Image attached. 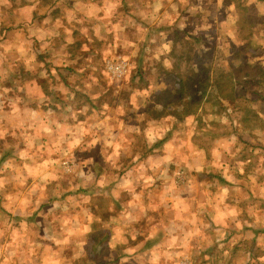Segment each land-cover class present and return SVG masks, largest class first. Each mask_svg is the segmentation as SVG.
<instances>
[{
	"label": "rangeland",
	"instance_id": "1",
	"mask_svg": "<svg viewBox=\"0 0 264 264\" xmlns=\"http://www.w3.org/2000/svg\"><path fill=\"white\" fill-rule=\"evenodd\" d=\"M53 1L55 2L51 6L52 15L49 14L51 28L55 31L54 34L51 33L54 37L53 43L50 42V46L45 45L46 47L40 44L38 49L35 44L39 42L33 41L32 38L37 33L34 27L41 24L40 30H43L46 23L44 20L33 21L32 11H29L25 22L26 25L30 22L31 24L26 28L27 34L21 44V51L24 52L22 54L19 51L22 54L21 59L17 61L18 50L15 48L2 52L5 57L0 59V64L4 62L6 67L18 70L19 74L9 78L0 65V126L7 129L4 140H0V153L5 158L0 165L19 164L20 161L15 158L18 151L15 145L19 144V148H25V135L35 136L36 133L33 131L35 127L59 119V110L52 107L49 100L45 99L57 95L56 76L54 80H47L45 84L39 86V92L43 91L44 97L38 96V100L33 97L32 92L24 93L22 88L26 86L25 88L28 89V86L21 84L20 79L24 78L31 85L32 74L45 75L46 65H51L53 69L54 61L57 64L63 62L58 55L67 52L71 61L76 65L85 66L88 72L95 67L97 72L103 69L110 74L111 78L105 77L110 86L106 89V98L114 111L109 113L111 119L106 125L96 129L100 143L94 149L76 151L73 159L62 161L64 171L59 182L60 190L73 184H81L83 187L79 191L83 192L85 187L94 183L97 173L96 162L100 160L104 151H111L106 141L121 143V154L117 159L126 166L121 167L117 174L113 196L118 200L114 203L110 197L103 195L98 198L100 210H93L89 232L81 231L84 223L88 222L89 205H82L78 209V219L71 220L75 205L65 201L63 195L56 197L46 194L41 198L33 194L30 203L24 209L25 222L32 240L41 249L50 247L51 260L59 261L60 264H122V245L117 244L115 249L110 246V241L115 236L114 230L124 225L135 229V241L129 238V229L126 228L123 233L124 238L128 240V246H135L143 240L144 237L140 233L144 228L155 223L159 226L157 235L154 241L144 247H151L152 243L159 244L160 247L154 249V255L150 253L149 256L142 255L143 249H141L137 254L128 257L127 264H152L154 256L158 257L155 259V264H222L221 255L214 254L213 249H209L206 253L212 257L209 260L195 255L191 258L181 257L179 260L174 256L161 255L166 249L170 253L180 250L175 246L168 248V244L173 236L178 238V244L179 238L184 237L185 234H173V236L164 234L161 231L160 213L164 219L167 213L168 216L175 218L176 209L183 211V204L180 202L184 200L177 199L176 196L183 194L186 202L190 201L193 195L192 186L200 183L206 172L191 171L188 174L182 162L183 165H176L180 161V155L186 154L182 145L187 139L191 125L184 122L183 117L181 119L176 117L179 123L167 120L165 117L149 121L146 118L150 111H145L142 106L148 101L153 90L176 88L177 81L174 75L177 73V66L181 68L180 73H185L188 63H191V66L199 64L209 72L210 81L213 83L208 84L209 87L207 85L209 95H205L200 104L202 108H198L195 112L199 113L197 128L204 126L201 117L224 116L233 131H236L237 127L247 130L248 137L241 135L238 139L248 147H261L258 143L249 144L248 139H256L252 136V129L259 128L264 132V119L258 115L264 113V74L258 72V70L264 72L263 2L258 0H107L105 4L104 0ZM93 5L110 7V20L101 21L87 16L86 13ZM157 7H159L158 12ZM67 10L75 13L70 22ZM96 15L103 16L104 12H98ZM61 26L64 28L63 35H61ZM74 30H78L76 31L78 38L81 43L87 44L88 51L81 53L80 48L68 43L74 41L72 38ZM45 33V30L41 33L42 40L43 36L48 35H44ZM64 41L67 42L65 46ZM7 46L8 43H5L0 49H6ZM43 51L44 54L40 53ZM54 55L57 58H53ZM138 70H140L139 74H137ZM62 71L64 70L60 67L56 73L60 76V80L67 83L65 76L61 75ZM228 79H231L236 90L240 91L238 99L232 102V99L224 97L228 90L220 94L216 93V98L220 99L218 101L223 106L217 112L216 108H211L210 103L205 99H209L208 97L214 94L212 90L210 91L215 85L214 80L216 82L219 80L223 84ZM238 81L244 83L239 85ZM13 105L19 109L18 113L13 114ZM119 108L123 109V115L119 114ZM160 109L161 107H158V110ZM208 122L216 125L215 120ZM12 133H15V136ZM49 136L53 142L58 138L57 133L48 134L41 129L42 138L34 142L43 143ZM161 136L163 139H159ZM165 138L168 147L164 146V142L152 153L144 154L143 157L138 155L145 153L148 146L152 147ZM162 150H167L163 157L157 155ZM89 156H92L93 160L89 161ZM132 156L139 158L135 164L128 165L127 160ZM167 156H171L170 161H165ZM51 159L55 160L56 155ZM105 163V174L113 175L110 165L107 161ZM179 166H183L185 175H190L191 184L188 182L180 188L170 187L171 184L168 182L171 173H174ZM260 167L264 168V165ZM4 175H9L7 169ZM12 175L16 174L12 173ZM24 176H27V172L22 169L20 177ZM143 177H152V181L146 185ZM260 179H264V176L257 174L258 183ZM16 183L17 181L12 180L6 184L4 192H13L15 190L13 185ZM27 183L30 185L31 179ZM161 196L178 202L180 208L177 207L178 204L172 206L169 201L168 211H165L160 207L164 203V201L160 202ZM154 199H158L159 204H156ZM8 203L0 194V214H2L0 223L11 218V213L3 207ZM110 203H114L116 207V212L111 215L107 214ZM151 203L158 205L157 211H152ZM65 207L68 209L67 212L64 211ZM62 217L71 220L69 228L73 230L74 235L69 237L68 244L57 245L54 243V238H63L60 234ZM167 221L168 219L165 221L166 225ZM191 227L190 224L185 223L182 230L187 233ZM255 235H261V231H257ZM256 243L257 241L253 239L252 247L246 250L252 253L250 258L247 257L246 252L241 253L242 264H253L258 255H264V248H256ZM256 264L259 262L256 261Z\"/></svg>",
	"mask_w": 264,
	"mask_h": 264
},
{
	"label": "clouds",
	"instance_id": "2",
	"mask_svg": "<svg viewBox=\"0 0 264 264\" xmlns=\"http://www.w3.org/2000/svg\"><path fill=\"white\" fill-rule=\"evenodd\" d=\"M7 2L10 6L11 0ZM104 3L106 4L107 0H104ZM156 11H159V7ZM98 12H104V15L97 17ZM74 14V11L67 10L69 22L74 18ZM86 15L101 21L110 20L111 8L93 5ZM88 50L87 44L81 43V53ZM57 67L63 70L72 69L61 73L65 76L67 83L60 80L55 68L52 69V74L58 81L55 88L57 95L45 99L49 100L52 107L59 110V119L47 124L41 123L35 127L33 129L35 136L25 135V148L21 149L19 144L15 145L18 149L15 158L20 161L19 164L0 165V194L9 202L3 207L11 213L10 219L0 223V264H60L59 261L51 260L50 247L41 249L29 234L24 209L30 203L33 194L41 198L46 194L56 197L63 195L65 201L75 205L71 220L78 219V209L82 205H89L88 222L84 223L81 229L82 232H89L93 210H100L98 198L102 195L115 194L117 174L121 167L126 166L117 159L121 154V143L106 141L111 151H104L100 160L96 162L97 173L94 183L85 187L83 192L79 191L83 187L81 184H73L60 190L59 182L62 180L64 171L62 161L73 159L76 151L84 152L94 149L100 143L96 129L106 125V122L111 119L109 113L114 109L106 98V89L110 86L105 77L111 78L107 71L101 69L97 72L93 67V70L88 72L85 66L76 65L73 61L59 62ZM39 95L44 97L43 91H40ZM118 110L119 114L123 115V109ZM12 112L18 113L19 109L13 105ZM197 115L199 113H188L183 117V121L190 124L191 128L182 145L186 154L180 155V162L184 164L186 173L190 174L194 169L197 173L206 172V175L200 183L192 186L191 200L186 203L180 202L183 204V211L187 213L186 221L192 226L184 237L179 238L178 244V238L171 237L168 248L175 246L180 250L170 253L166 249L161 255L174 256L177 260L195 255L209 260L212 257L206 253L209 249H213L214 254L221 255L222 264H229V262L242 264L241 253L252 247L253 239L257 241L256 248H264V207H262L264 179L257 182V174L264 176V168L260 167L264 165V132H261L259 128L252 129V136L256 139L249 138L248 143L253 145L258 143L261 147H248L238 139L241 135L247 138V130L237 127V130L233 131L228 119L224 116L201 117L204 126L197 128ZM258 115L264 119V113ZM101 117L104 119H100ZM165 119L179 123L174 116H167ZM210 120H215L216 125L209 123ZM29 127L32 126L29 125ZM41 129L44 133H57L58 138L53 142L49 136L43 143H35L34 141L42 138ZM6 132L7 129L0 126V140H4ZM205 134L208 135L205 136ZM12 135L15 136V133ZM159 139H163V136ZM164 146L169 145L165 142ZM2 155L0 153V156ZM53 155H56L55 160L51 159ZM138 158V156H132L127 160V164H135ZM88 160H93V157L89 156ZM170 160L171 156L165 157V161ZM105 161L113 172L111 176L105 174ZM6 169L8 176L4 175ZM22 169L26 170L27 176L20 177ZM173 175L179 176L181 172L177 170ZM29 179H31L30 185L27 183ZM143 179L146 185L152 181V177H143ZM12 180L17 181L13 185L15 190L10 193L4 192L6 184ZM53 182L56 183L53 184ZM188 182L191 184V178ZM170 187H174V182ZM150 207L155 212L158 205ZM64 211H68L67 207ZM115 212V204L110 203L107 214L111 215ZM71 220L66 217L60 219V234L63 238H54L55 244H68L69 237L74 235L73 230L69 228ZM126 228L129 229V238L135 241L136 230L128 225L117 227L114 230L115 236L110 241L113 249L117 244L122 245V264H127L128 257L137 254L141 249H143L142 255L149 256L150 253L154 255V249L160 247L156 243H152L151 247H144L154 241L157 235L158 226L155 223L144 228V231L140 233L144 238L135 246H128V240L123 234ZM257 231H261V235H255ZM246 255L250 258L252 253L247 251ZM157 258L154 256L152 264H155ZM256 261L264 264V255H258ZM256 261H253V264H256Z\"/></svg>",
	"mask_w": 264,
	"mask_h": 264
},
{
	"label": "trees",
	"instance_id": "3",
	"mask_svg": "<svg viewBox=\"0 0 264 264\" xmlns=\"http://www.w3.org/2000/svg\"><path fill=\"white\" fill-rule=\"evenodd\" d=\"M60 1V0H59ZM67 0H62V2H65ZM55 2V1H53ZM53 2H51L50 5V0H40V4H38V9H37V13L34 12V14L37 15H32V20L34 18H37L36 21L38 20V22H40L41 20H44V23H46L44 25V29L46 32L48 31V35L43 36V40L44 42L42 43L44 46L49 45L50 46V42L53 43V34L55 31L52 30L50 25L52 22L49 21V14L52 15V11H51V6L53 5ZM37 16V17H36ZM83 17V15H82ZM47 21V22H45ZM41 25V24H40ZM62 29H60L62 31L61 35H63L64 33V28L63 26H61ZM78 30H74L73 34H72V38L74 39V41H70L68 43H72L75 47L80 48L81 46V41L78 38V35L76 32ZM53 33V34H51ZM40 35V34H38ZM65 45L67 44L66 41H64ZM41 44L40 42L35 44L37 47L38 45ZM45 46V47H46ZM39 49V47H38ZM43 49V48H40ZM40 53H45L40 52ZM63 62L65 61H71L70 57L68 56L67 52H64L61 55H58ZM45 57V56H44ZM53 58H57V56L54 55ZM79 63V62H78ZM247 66V65H245ZM7 68V76L13 77V76H17L19 73H17L18 70L15 69H10L8 67ZM54 68L56 69V71H58L57 67V62L54 61ZM186 72L184 73H180L181 72V68H179L177 66V73L174 75V77L176 78V88H174L173 90H164V89H158V90H153L152 94L150 95V97L148 98L147 102H144L143 104V108L145 111H150V114H148L147 118L149 121H155V120H159L160 118L166 117V116H174V117H178L181 119V117H184L185 115H187L188 113H195L196 110L198 108H202V106H200L203 98L205 97L206 94L209 95L208 90L206 89L207 85L210 83H213V81H210V74H208L209 72L205 69H203L201 66H199V64L195 65V66H191V63H188V66L186 68ZM64 71H71V69H67ZM45 75L43 76H38L37 73L32 74V84L29 85V83L24 79H20V83L23 85H27L28 89L25 88L26 86H24L22 89L26 92H32L33 97L36 98L37 100L39 99L38 96L39 95V86H41L42 84H45L47 80H54V76L52 74V67L51 65H46V68L44 69ZM258 72L260 74H264V72L262 70H258ZM140 73V70L137 71V74ZM215 85L210 89V91L212 90V96L214 97H208L209 99H205L208 103H210V107H215L216 111L218 112L220 109L223 108V106H221L220 102L218 100V98H216V93L220 94L221 92L228 90V92H226V96L227 98L232 99V102L234 100L238 99V93L240 92L239 90H236L235 85L233 84V82L231 81V79L226 80L225 83L222 84L221 81H215ZM244 82H240L238 81L237 84H242ZM246 83L243 85V88L245 87ZM209 87V85H208ZM38 97V98H37ZM216 99V101H212ZM158 107H161L160 110H158ZM166 138L164 140H160L158 142V144H155L152 147H149L146 149L145 153L143 152L142 154H138L140 157H143V155L145 154H150L152 153L155 148H159L161 146V144H164ZM162 149V148H161ZM164 152V150H163ZM162 152L158 153L157 155H161ZM4 161L5 158L2 156L1 161ZM2 161V162H3ZM1 162V163H2Z\"/></svg>",
	"mask_w": 264,
	"mask_h": 264
},
{
	"label": "crops",
	"instance_id": "4",
	"mask_svg": "<svg viewBox=\"0 0 264 264\" xmlns=\"http://www.w3.org/2000/svg\"><path fill=\"white\" fill-rule=\"evenodd\" d=\"M263 2L264 4V0H258ZM51 2H53V0H50V5ZM38 4H40V0H11V5L9 6L7 0H0V47L1 45L8 43V46L6 47V49H0V59H4V55H2V52L8 51L10 49H16L18 50L16 52V59L17 61H19L22 56V54H24V52L22 53L21 51V47H22V43L24 42V36L27 34L26 32V28L29 27L28 23L26 25L25 19L27 17V12L32 11V15L34 12L37 13V9H38ZM33 5H35V7L33 8ZM52 9V8H51ZM34 11V12H33ZM52 11V10H51ZM37 15V14H34ZM33 15V16H34ZM37 17V16H36ZM33 18V17H32ZM37 18H34L33 21H36ZM32 26V25H31ZM41 26V25H40ZM40 26L38 27H34L37 30L36 35L32 36L33 41L37 40L38 42H40L41 44L44 42V40H42V31L40 30ZM40 34V35H38ZM48 34V31L44 34L46 35ZM63 42V41H62ZM40 46V44H39ZM65 46V44H64ZM19 51H21L22 54L19 53ZM1 67L4 69L5 73L8 72L7 68L4 64V62H2ZM167 153V150H162V154L159 155L161 157H163L165 154ZM176 165H183L181 164V162L179 161V163H177ZM179 170L181 172V175L179 176H175L173 175V173H171V178L170 181L168 183H170L171 185L174 182V187L180 188L181 185L183 184H187L188 180H189V176L190 175H185L184 171H183V166H179V168H176L175 171ZM192 172H196L194 169L192 170ZM197 173V172H196ZM182 191V190H180ZM193 194V192H192ZM108 197H110V199L112 200V202H116L118 200V198L116 196H113L112 194H109ZM166 198V199H165ZM177 199H183L184 202H186V197L182 194L176 196ZM156 200V204H159V200L158 199H154ZM153 202V200H151ZM162 206L165 211H168V202L171 201V205L175 206L178 204V202L174 201L173 199H168L167 197L161 196V200L160 202H163ZM150 205H154L153 203H151ZM178 208H180V205H177ZM176 216L175 218H172L170 216H168L167 213V217L166 218H162V213H160V221H161V231L169 236H173V234L178 235V234H186V232L184 230H182L183 225L185 223H187L186 221V216L187 213L183 212L181 209H176ZM166 214V213H165ZM31 215V214H30ZM168 219V224L166 225V220ZM156 222H158L156 220ZM159 227V226H158ZM161 233V232H160Z\"/></svg>",
	"mask_w": 264,
	"mask_h": 264
}]
</instances>
